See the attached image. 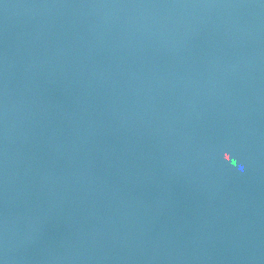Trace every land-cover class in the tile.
<instances>
[{"label":"water","instance_id":"95a60500","mask_svg":"<svg viewBox=\"0 0 264 264\" xmlns=\"http://www.w3.org/2000/svg\"><path fill=\"white\" fill-rule=\"evenodd\" d=\"M0 264H264V0H0Z\"/></svg>","mask_w":264,"mask_h":264}]
</instances>
